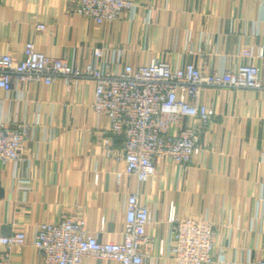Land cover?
<instances>
[{"label":"crops","instance_id":"1","mask_svg":"<svg viewBox=\"0 0 264 264\" xmlns=\"http://www.w3.org/2000/svg\"><path fill=\"white\" fill-rule=\"evenodd\" d=\"M73 1L0 0V54L21 59L31 39L46 54L80 66L93 62L95 47L124 46L133 63L158 57L221 69L242 61L243 44L264 46V0H136L134 10L108 24L72 13ZM35 21L46 29L36 30ZM260 67L264 77V61ZM94 87L86 80L68 90L58 78L0 88V116L31 126L26 160L0 163V234L6 224L9 233L23 227L27 238L23 248L13 249L9 264H42L31 244L38 223L65 214L85 218L100 240H122L125 201L136 190L152 218L146 232L154 243L144 264H174L158 253L160 239L164 249L170 240L171 201L179 216L212 221L215 251L221 253L212 264L264 257V90L204 88L200 99L214 116L198 133L201 148L193 163L183 170L157 162L156 174L139 186L104 154L100 133H107L109 120L93 112ZM21 180L27 189L19 188ZM81 264L119 263L84 256Z\"/></svg>","mask_w":264,"mask_h":264},{"label":"built area","instance_id":"2","mask_svg":"<svg viewBox=\"0 0 264 264\" xmlns=\"http://www.w3.org/2000/svg\"><path fill=\"white\" fill-rule=\"evenodd\" d=\"M135 1L74 0L70 11L97 24H108L134 10ZM34 27L44 31L47 26L35 21ZM129 53L124 46L95 47L93 62L80 66L67 57L46 54L28 39L21 59L11 52L0 54V88L8 91L16 84L30 82L51 84L60 78L69 90L81 81L93 80L90 105L96 116L109 120L107 133H100L104 154L120 162L123 172L134 175L139 186L156 174L157 162L183 170L193 163L201 148L198 133L214 116L213 108L200 99L204 88L264 90L262 45L243 44L239 48L242 61L221 69H205L192 61L173 64L158 57L133 63L127 57ZM30 132L25 120L9 122L0 116V163L26 160L23 147ZM97 177L95 170V180ZM27 187V180H21L19 188ZM150 222V205L136 190L125 201L122 240H100L85 218L65 214L59 220L40 221L31 244L42 264H81L84 256L119 264H144L151 257L154 243L146 232ZM167 222L170 240L164 249L160 239L159 255H166L174 264L219 261L221 253L216 254L215 231L208 216H179L171 201ZM26 244L23 227L0 234V264H9L13 249L20 250ZM244 264H264V257L248 259Z\"/></svg>","mask_w":264,"mask_h":264},{"label":"water","instance_id":"3","mask_svg":"<svg viewBox=\"0 0 264 264\" xmlns=\"http://www.w3.org/2000/svg\"><path fill=\"white\" fill-rule=\"evenodd\" d=\"M3 195H4V188L1 186V183H0V198ZM1 233H3V234H8L9 233V229H8V226L6 224L2 225Z\"/></svg>","mask_w":264,"mask_h":264}]
</instances>
